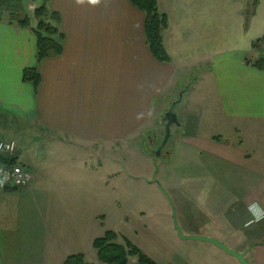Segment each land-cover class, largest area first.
<instances>
[{
  "label": "crops",
  "instance_id": "1",
  "mask_svg": "<svg viewBox=\"0 0 264 264\" xmlns=\"http://www.w3.org/2000/svg\"><path fill=\"white\" fill-rule=\"evenodd\" d=\"M44 1L59 16V56L37 63L35 26L0 21V139L17 143L15 163L33 178L24 188L0 185V264L87 259L103 236L86 244L83 238L88 215L104 219L94 203L100 189L128 172L126 158L135 150L143 154L146 134L158 131L197 69L169 149L172 188L187 198L174 205L195 220L185 228L180 221L182 234L216 240L249 264H264V218L253 216L264 213V139L246 136L264 128V70L246 63L264 55V42L253 49L264 41V0H158L168 63L152 57L145 15L127 0H21L34 8ZM30 68L39 72L37 87L23 81ZM199 90L204 103L196 106ZM238 210L246 211L244 222L230 217ZM171 239L240 264L211 243Z\"/></svg>",
  "mask_w": 264,
  "mask_h": 264
},
{
  "label": "rangeland",
  "instance_id": "2",
  "mask_svg": "<svg viewBox=\"0 0 264 264\" xmlns=\"http://www.w3.org/2000/svg\"><path fill=\"white\" fill-rule=\"evenodd\" d=\"M22 8L23 12L20 14V18L23 19L26 17L29 27L35 26L36 28L37 19L34 16V11L38 7L36 6V8H34L27 3V5H24ZM3 20L7 22V16L4 17ZM193 74L194 75L186 76L188 83L183 85L181 91L185 90L187 87L189 88L188 84L192 78L198 77V69ZM182 84L183 83H181V85ZM193 89L194 88L192 87L190 91L186 93L185 98H182V102L175 107V113L177 116L179 114L182 116L183 110L181 109H184L183 106L186 109L187 105L185 100H187V95ZM196 98L198 99L196 106L200 105L199 103L201 102L204 103V101L201 100L200 90L197 91L196 95H194V99ZM177 100L178 98L174 101ZM179 110L181 112H179ZM163 117L164 114L162 119ZM179 123L182 125L180 121ZM180 130L181 129H179L176 125L171 127V136L165 147L162 149L161 156L159 158H156L153 154L158 150L164 139L163 123L160 124L158 131L155 130L147 133L146 138L142 141V150H140V152L143 151V154H139L135 150L133 152V155L135 156L126 158L127 166L130 165L129 168L127 167L128 172H123L120 177L114 178L107 189H100L99 198L98 200H95L94 203H100L99 213L104 216V219H93L92 221L89 218L90 215H88L87 220L89 221H86L87 225L85 224V228L83 230L85 244L90 237L94 236V234L101 236L104 231H113L118 236V243L123 244L121 238H126L140 250L144 251L147 256L149 255V258L155 260L157 264H223L217 258L192 251L188 246L185 248H179L175 246L171 239L173 236H178L174 226L173 215L175 216L176 224L181 230V233V223L185 228L188 226L189 222H195V220H191L190 217L186 215L188 212L187 210L177 211L174 205V200H177L176 198L182 197L184 200H187V198L185 199L182 193L179 192L178 188H172L177 178L173 177L174 170H172V162H170L172 155L169 149L172 143L171 138H173L174 134L180 133ZM246 134L248 137H251L254 134L255 137L264 139V128L261 127L257 130H249ZM260 146L262 147L263 145ZM131 148L140 149L141 147L133 146ZM260 154L261 157L264 158L263 152ZM156 171L157 174L159 173V175H162L160 180L156 177ZM152 178L154 180L156 179L158 184H150L149 180ZM169 188H171V191ZM190 212L193 211L191 210ZM254 212L256 215L253 214V216L256 219L261 220L264 218L263 212ZM203 213L202 214L205 215V217L208 216L206 212ZM230 214V217L232 218H242V222L247 219L246 211H230ZM204 219L205 218L203 217L200 219L203 226L205 225L204 222H206L203 221ZM101 221H104V225L102 227L103 229L100 225ZM249 221L246 222L247 229L252 227L248 224ZM202 227L197 230L203 231V229L207 228V226ZM186 244L194 245L192 242H188ZM90 251V253L85 252L87 257V259L85 258L86 263L100 264L96 258V254L94 252L95 250L90 248ZM228 258L231 259L230 257ZM57 260L58 259H55L52 264H58ZM128 264H138L137 259L130 258Z\"/></svg>",
  "mask_w": 264,
  "mask_h": 264
},
{
  "label": "trees",
  "instance_id": "3",
  "mask_svg": "<svg viewBox=\"0 0 264 264\" xmlns=\"http://www.w3.org/2000/svg\"><path fill=\"white\" fill-rule=\"evenodd\" d=\"M34 1V0H31ZM134 8L145 15L144 32L149 52L155 61L168 63L170 61L163 46V30L166 28L167 20L165 15L158 10V0H127ZM21 0H0V21L7 16L8 23L20 27L29 28L26 17L20 18L23 12ZM37 26L34 29L36 37V60L37 63L51 55L59 56L62 53V36L59 33V16L49 12L46 1L35 11ZM262 39L253 43V49L260 46ZM248 65L264 70V55L254 62L246 61ZM23 81L37 87L40 82V75L37 68L25 69ZM15 163L14 158L0 156V164ZM117 234L113 231H106L103 236L96 238L92 248L96 252V258L100 264H128L130 258H136L138 264H157L154 260L145 255L138 247L126 238H121L123 244L117 242ZM63 264H88L83 254L68 256Z\"/></svg>",
  "mask_w": 264,
  "mask_h": 264
},
{
  "label": "water",
  "instance_id": "4",
  "mask_svg": "<svg viewBox=\"0 0 264 264\" xmlns=\"http://www.w3.org/2000/svg\"><path fill=\"white\" fill-rule=\"evenodd\" d=\"M187 89H188V87L185 90L181 91V93L179 94L178 100L171 103V105L169 106V109L164 113V117L162 119V123L164 125V139H163L162 144L158 148V150L155 151L153 154L156 158H159L161 156L162 149L165 147L167 141L169 140V138L171 136V132H170L171 127L173 125H176L179 129H181V125L179 123L178 116L175 113V107L182 102L183 95ZM173 221H174V226H175V229L178 233V236L182 240H198V241H204L207 243H211L214 246H216L217 248H219L220 250H222L227 255H230L233 258H235L240 264H249L247 262V260L245 259L244 253H239V252L233 251V250L227 248L225 245H223L222 243H220L216 240L206 238V237L184 236L176 224L174 215H173Z\"/></svg>",
  "mask_w": 264,
  "mask_h": 264
},
{
  "label": "built area",
  "instance_id": "5",
  "mask_svg": "<svg viewBox=\"0 0 264 264\" xmlns=\"http://www.w3.org/2000/svg\"><path fill=\"white\" fill-rule=\"evenodd\" d=\"M17 143L0 139V156L14 158ZM31 173L23 166L13 163L0 164V185L10 188H24L32 182Z\"/></svg>",
  "mask_w": 264,
  "mask_h": 264
}]
</instances>
